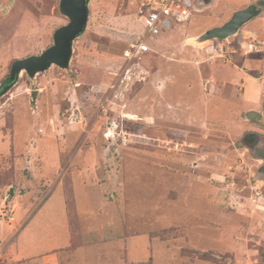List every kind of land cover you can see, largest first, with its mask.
Returning a JSON list of instances; mask_svg holds the SVG:
<instances>
[{
    "label": "rangeland",
    "instance_id": "obj_1",
    "mask_svg": "<svg viewBox=\"0 0 264 264\" xmlns=\"http://www.w3.org/2000/svg\"><path fill=\"white\" fill-rule=\"evenodd\" d=\"M258 1L196 6L131 63L121 51L144 33L134 5L89 1L68 69L21 73L0 97V264H264V123L229 89L248 69L240 54L208 59L214 40L188 41L252 5L227 43L263 39ZM58 4L0 0V84L52 45L68 22Z\"/></svg>",
    "mask_w": 264,
    "mask_h": 264
},
{
    "label": "water",
    "instance_id": "obj_2",
    "mask_svg": "<svg viewBox=\"0 0 264 264\" xmlns=\"http://www.w3.org/2000/svg\"><path fill=\"white\" fill-rule=\"evenodd\" d=\"M89 1L59 0V11L67 19V24L60 26L54 31L52 45L39 55L28 56L12 62L7 77L0 84V97L10 90L21 73L33 79L37 74L46 72L52 66L61 70L68 69L72 54V44L84 32L87 25ZM212 2L213 0H195V5L203 7L210 5ZM262 4H264V0H260L259 5ZM258 14L259 10L254 6L237 11L224 24L199 34L197 40L199 43H204L206 41L228 39L235 36L243 25L258 16ZM37 94L38 91L31 92L32 101L30 103L32 105L35 104ZM246 118L249 120L259 119L260 114L250 111L246 113ZM247 146L252 151V145L247 143ZM254 153L263 161L259 171L264 174V149L256 148ZM11 194L12 189H10Z\"/></svg>",
    "mask_w": 264,
    "mask_h": 264
},
{
    "label": "built area",
    "instance_id": "obj_3",
    "mask_svg": "<svg viewBox=\"0 0 264 264\" xmlns=\"http://www.w3.org/2000/svg\"><path fill=\"white\" fill-rule=\"evenodd\" d=\"M134 5L135 17L140 24L144 33L137 41L127 44L121 51L120 59L124 62H137L152 51V47L148 43L155 39L161 32H169L177 25L186 24L192 13L197 11L195 0H129ZM245 37L250 43L243 44L241 51L244 55L250 53H259L260 47L264 46V40H257L254 34ZM212 44L207 53L210 55L208 59H226L230 52L228 39L218 41ZM224 43H227L224 44ZM228 46V47H227ZM93 93H101L100 87H93ZM103 110V108H101ZM75 119L81 121V113L79 108H75ZM104 112V110H103Z\"/></svg>",
    "mask_w": 264,
    "mask_h": 264
},
{
    "label": "crops",
    "instance_id": "obj_4",
    "mask_svg": "<svg viewBox=\"0 0 264 264\" xmlns=\"http://www.w3.org/2000/svg\"><path fill=\"white\" fill-rule=\"evenodd\" d=\"M261 40H264V38H261ZM249 41L250 40H245V37H242V41H239V44H237L238 51H241L243 44L250 43ZM263 48L264 47H260L259 53H262ZM229 49L233 52H230L226 59L220 61L231 62L235 54H240L241 57H243L240 62L242 61L243 67L248 69V71H243L241 68L239 69L240 71L232 70L233 73L231 72V78L233 80V85L230 86L229 89L233 91L238 89V91H240V103L242 108L245 109V114L250 111L260 114V118L256 119V126L260 127L261 123H264V103H262L264 102V63L261 62V60L259 61L250 57L251 55H260L259 53L244 55L242 51L239 53L233 46H229ZM262 133H264V130ZM257 135L258 138L264 141V134Z\"/></svg>",
    "mask_w": 264,
    "mask_h": 264
},
{
    "label": "bare ground",
    "instance_id": "obj_5",
    "mask_svg": "<svg viewBox=\"0 0 264 264\" xmlns=\"http://www.w3.org/2000/svg\"><path fill=\"white\" fill-rule=\"evenodd\" d=\"M197 11H198V10H197ZM197 36H198V35H197ZM197 36L192 37V38H189L188 41H189L190 43L194 44V45H202V44H204V43H199V42H198V40H197ZM206 42H208V41H206ZM135 66L140 67L139 64H135ZM129 71H130V69L128 70V73H129ZM128 73H127V74H128Z\"/></svg>",
    "mask_w": 264,
    "mask_h": 264
},
{
    "label": "flooded vegetation",
    "instance_id": "obj_6",
    "mask_svg": "<svg viewBox=\"0 0 264 264\" xmlns=\"http://www.w3.org/2000/svg\"><path fill=\"white\" fill-rule=\"evenodd\" d=\"M259 2H260V0L258 1V4H259ZM252 6H254L257 10H258V8L255 6V5H252ZM259 6V5H258ZM254 144V143H253ZM261 142L259 141L258 142V144L256 145V143H255V148H262V147H260L261 146Z\"/></svg>",
    "mask_w": 264,
    "mask_h": 264
}]
</instances>
